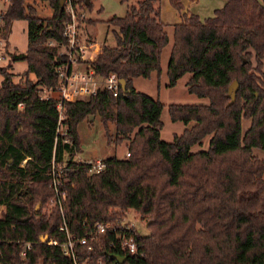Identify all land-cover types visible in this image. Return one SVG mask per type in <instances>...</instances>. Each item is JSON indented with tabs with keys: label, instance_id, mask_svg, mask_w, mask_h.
I'll return each mask as SVG.
<instances>
[{
	"label": "trees",
	"instance_id": "trees-1",
	"mask_svg": "<svg viewBox=\"0 0 264 264\" xmlns=\"http://www.w3.org/2000/svg\"><path fill=\"white\" fill-rule=\"evenodd\" d=\"M41 1L50 5L49 17L27 0H9L1 27L6 40L13 21H28L26 51L10 52L0 67V264H264V158L253 152L264 149V0H225L204 19L183 11L181 0H170L181 21L172 25L168 85L189 73L188 91L208 99L168 104L173 121L193 123L170 141L161 138L165 104L134 86L136 77L162 71L171 37L159 0L130 4L124 16L109 20L115 42L104 41L94 67L102 78L115 73L126 86L117 96L105 89L65 102L66 135L57 133V95L42 98L41 90H56L61 82L69 14L62 0ZM92 1L78 0L82 8ZM17 60L28 64L23 82L10 71ZM96 116L107 142H125L130 155L105 157V168L90 173L87 162L74 157L79 125ZM243 118L251 120L244 134ZM207 136L208 148L193 151ZM64 152L60 206L51 203L49 167ZM47 204L52 207L44 212ZM131 208L147 228L130 232L136 254L122 250L117 237ZM64 223L74 237H87L92 249L77 243L73 258L61 245L41 240L48 235L65 242ZM97 223L111 227L94 237ZM111 253L126 260L120 263Z\"/></svg>",
	"mask_w": 264,
	"mask_h": 264
},
{
	"label": "rangeland",
	"instance_id": "rangeland-1",
	"mask_svg": "<svg viewBox=\"0 0 264 264\" xmlns=\"http://www.w3.org/2000/svg\"><path fill=\"white\" fill-rule=\"evenodd\" d=\"M140 0H93L92 6L83 8V13L79 17L80 25V39L83 43H99L97 55H99L104 41L109 44H114L113 29L116 28L109 20L114 16H124L130 4H137ZM27 2L35 4L38 9V15L42 17H49L52 14L50 5L41 0H27ZM184 9L188 12L197 13L202 19L214 15L217 8H221L225 0H181ZM157 6L161 10V20L167 25V30L170 34L171 40L164 48L161 57L162 71L160 75L153 72L150 78L136 77L134 79V86L137 90L143 91L148 95L159 98L165 105L162 109L161 118L165 125L161 130V138L165 141L173 139L174 133L182 132L185 128L191 127L192 122L185 124L182 121H173L168 113V104L170 103H189V104H203L208 103L207 98H202L194 93H190L187 88V80L190 74L183 75L176 85H168L169 77L167 75L168 62L170 51L172 47L173 28L172 25L181 21V13L178 12L171 4L170 0H159ZM93 20L94 22H90ZM7 57L0 61V67L8 64L10 52H24L28 47V21L26 19H19L12 22L8 38L6 39ZM27 62L25 60H17L13 63L11 72L14 73L15 82H23L25 78L22 72L27 69ZM80 68H85L86 63L79 64ZM3 75L0 73V83ZM30 78L35 80V75L30 74ZM236 81V80H234ZM233 81V82H234ZM93 122L84 120L78 127L80 150L75 157L77 160L83 159H99L116 154L119 157L127 156V146L125 142L116 145L115 143H108L105 133L102 128L99 116L91 117ZM250 119L243 118L242 120V134L249 128ZM210 136L204 139L202 145H197L192 148L193 151L206 150L209 146ZM254 154L264 158V149L254 148ZM37 208L41 207L38 203ZM52 207L51 204L45 205L43 211H47ZM3 208H0V212ZM122 222L133 223L135 229L141 233H147L146 220L140 216L134 209L126 210L125 217ZM43 239L46 235L42 236Z\"/></svg>",
	"mask_w": 264,
	"mask_h": 264
},
{
	"label": "built area",
	"instance_id": "built-area-1",
	"mask_svg": "<svg viewBox=\"0 0 264 264\" xmlns=\"http://www.w3.org/2000/svg\"><path fill=\"white\" fill-rule=\"evenodd\" d=\"M64 9L69 14V20L67 21L64 27V36L67 39L68 45H61V53L67 55V61L63 64V69L60 74V84L57 86L56 90L53 88H44L41 90L42 98H50L54 95L58 97V108L60 111L59 125L57 128L58 134L66 135L67 131L62 126V119L64 118L65 113V102H72L76 100H83L88 98L91 95L96 94L100 90H108L114 96H117L121 89V80L115 73H110L106 77L102 78L96 72L94 67V62L96 61L98 55V46L96 43H83L80 39V25L79 17L82 15V18L85 17L83 13V8L78 2V0H63ZM9 0H0V61L6 59L7 57V46L6 40L3 38L2 32V22L4 19V13L8 7ZM49 44H56L55 41L51 40ZM86 63V67L80 68L79 64ZM64 142H69V138H65ZM129 151L127 156H129ZM67 156L68 153L64 152L63 158L61 161L56 160L53 157L50 167L49 174L51 176V186L55 191V196L51 199V203L62 205V199L64 198L66 192L62 188V175L64 174L65 167L67 166ZM74 159H77L74 157ZM81 161H86L89 165V172H100L105 168V161L103 158L99 159H79ZM26 161V160H25ZM124 226V231L121 234H118L120 247L122 250L127 251L130 254H136L138 252V244L136 238L133 234H130L131 230L135 228L133 223H121ZM111 227L110 223H97L96 231L93 235L94 237L100 236L107 232ZM60 230H64L67 235V240L63 243H60L56 238H50L46 235V238L42 241H46L50 244L61 245L64 252L75 258V245L86 244L88 249H92V246L88 243L87 237H74L66 223L60 226ZM30 246V243L27 244V247ZM25 254V250L22 252Z\"/></svg>",
	"mask_w": 264,
	"mask_h": 264
},
{
	"label": "water",
	"instance_id": "water-1",
	"mask_svg": "<svg viewBox=\"0 0 264 264\" xmlns=\"http://www.w3.org/2000/svg\"><path fill=\"white\" fill-rule=\"evenodd\" d=\"M64 7V1L62 0V7L61 9H63ZM121 85H122V88H125L126 86V82L124 79H121ZM238 89V83L237 81H234L230 87H229V93L231 94L232 96V101H234L235 99V95H236V91ZM111 258H114L116 259L117 261H119L120 263L124 262L126 260V256H122L120 254H116V253H111L110 254Z\"/></svg>",
	"mask_w": 264,
	"mask_h": 264
},
{
	"label": "crops",
	"instance_id": "crops-1",
	"mask_svg": "<svg viewBox=\"0 0 264 264\" xmlns=\"http://www.w3.org/2000/svg\"><path fill=\"white\" fill-rule=\"evenodd\" d=\"M196 1V0H195ZM93 2V1H92ZM184 11H187V8H185V10ZM189 11V10H188ZM181 17V16H180ZM99 44V43H98Z\"/></svg>",
	"mask_w": 264,
	"mask_h": 264
}]
</instances>
